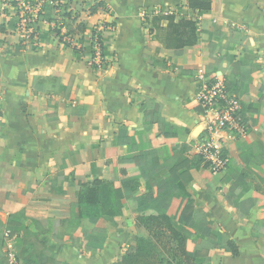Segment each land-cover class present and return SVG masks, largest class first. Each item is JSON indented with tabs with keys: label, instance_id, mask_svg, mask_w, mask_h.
<instances>
[{
	"label": "crops",
	"instance_id": "obj_1",
	"mask_svg": "<svg viewBox=\"0 0 264 264\" xmlns=\"http://www.w3.org/2000/svg\"><path fill=\"white\" fill-rule=\"evenodd\" d=\"M88 1L77 20L85 32L73 35L84 50L79 53L61 44L46 21L37 40L19 41L14 12L3 14L0 0V221L6 225L11 214L25 211L32 231L37 232L34 222L46 231L40 239L60 264H117L136 246L137 215L123 203L113 225L99 206L73 210L83 190L88 203L101 201L84 186L99 180L120 188L119 160L140 151L156 148L167 163L176 148L187 145L188 156H198L205 134L196 99L198 76L245 81L244 92L236 94L244 108L255 111L247 114L248 134H215L229 167L218 175L192 170L194 184L187 191L191 212L208 214L213 228L237 247L236 256L214 253V264H264V233L253 234L264 221V0H209L207 11L192 9L189 0ZM97 3L103 7L91 15ZM45 13L50 15L51 8ZM169 16L196 23L195 47L167 46ZM106 23L111 24L103 41L108 62L94 68L92 31ZM54 76L59 78L56 90ZM171 130L175 142L165 137ZM124 136L129 143H123ZM243 185L241 200L253 205L247 215L226 200ZM146 192L143 184L140 194ZM80 217L81 227L67 233L64 223ZM92 217H98L96 225L89 222ZM94 228L107 230L102 250L87 248L83 232ZM195 240L201 243L204 237ZM16 243L8 241L11 255Z\"/></svg>",
	"mask_w": 264,
	"mask_h": 264
},
{
	"label": "trees",
	"instance_id": "obj_2",
	"mask_svg": "<svg viewBox=\"0 0 264 264\" xmlns=\"http://www.w3.org/2000/svg\"><path fill=\"white\" fill-rule=\"evenodd\" d=\"M72 2L73 0H68L61 6V16L64 21L67 20L64 24L70 35L85 32V27L77 24L80 11L70 9L69 3ZM79 2L84 3L86 0H77L78 9L85 5ZM189 5L192 9L199 11H207L211 7L209 0H189ZM100 7H103V3L92 6L89 9L90 14L94 15ZM52 14V8L50 15L41 14L39 23L43 21L51 23ZM166 19L169 21L171 30L167 46L183 50L185 47H195L198 44L197 25L194 21L175 22V17L172 16ZM110 25L106 23L103 26L106 30ZM37 29H40L38 24ZM105 30L100 33L99 40L101 41H104L102 38L104 39L107 35ZM3 31L4 29L0 27V32ZM55 31L51 30L53 33ZM92 32L95 36L96 30L93 29ZM66 46L79 53L84 52L82 48ZM106 51L104 48L103 56H106ZM91 53L90 51L89 55ZM52 80V89L56 90L59 78L54 76ZM225 84L226 88L237 98H239L238 91L244 92L246 86L245 81L237 83L225 81ZM248 112L254 113L255 111L242 106L241 116L246 123ZM121 134H126V130H123ZM163 136L164 134L157 139L161 140ZM124 137L125 141L119 140V143H129L127 136ZM165 137L170 139L173 137L174 142L177 141V136L175 137L172 130L165 134ZM189 151L190 147L187 145L176 148L175 157L167 163L161 162L156 148L140 151L131 158L119 160V172L122 176L120 188L99 180L94 181L90 186H84L85 190H95L101 201L88 203L87 192L83 190L79 203L72 206L73 210L83 204L99 206L101 215L113 225H115L114 218L121 215L123 203H126L129 209L137 215L136 246L130 247L127 254L117 264H198L199 260L203 261L202 264H214V253L228 251L235 256L238 254L237 247L230 237L213 228L208 214L202 210L191 212L193 199L187 191V188L194 184L191 171L199 169L210 171V163L206 162L201 155L190 158ZM131 171H136L137 174L130 175ZM163 172L166 175L159 176ZM210 173L213 174L211 171ZM143 184H146L147 192L140 194ZM245 190L246 187L243 185L226 196L227 202L234 206L241 215H247L253 207L241 200ZM257 199L255 203L260 205V200ZM27 222L25 211L11 214L6 225L0 221V264H60L57 255L52 253L40 239V233H46L43 227L38 222H34L33 226L37 230L34 232ZM89 222L96 225L98 217H92ZM66 225L67 233L74 232L81 227L82 218H72L64 223L65 227ZM83 233L89 250L104 248L108 237L107 230L94 228L89 231L85 229ZM261 233H264V221L255 227L253 234L258 237ZM197 236L204 237V240L198 243L195 240ZM13 238L17 240V243L15 252L11 255V252L7 250V245L8 241Z\"/></svg>",
	"mask_w": 264,
	"mask_h": 264
},
{
	"label": "built area",
	"instance_id": "obj_3",
	"mask_svg": "<svg viewBox=\"0 0 264 264\" xmlns=\"http://www.w3.org/2000/svg\"><path fill=\"white\" fill-rule=\"evenodd\" d=\"M88 0H86L87 2ZM2 13L14 12L16 21L15 32L20 35L22 42L35 41L39 38V17L45 14L47 8H52L53 21L49 23L53 35L61 44L79 47L73 39V34H68L66 21L62 18L61 6L63 0H1ZM71 10L75 9V2L69 3ZM77 7V6H76ZM45 22V21H44ZM68 24V23H67ZM95 36L91 35L90 65L94 68H104L108 62V53L103 56L104 42L99 40L100 33L105 27L98 26ZM59 32V33H58ZM102 40H104L102 38ZM196 99L203 109L205 120V134L196 147V152L210 163V171L218 175L229 167V156L215 145V134L218 132H229L238 137H245L249 130V123L241 116L242 104L227 88L225 81L221 78H208L204 75L198 76ZM8 235V234H7Z\"/></svg>",
	"mask_w": 264,
	"mask_h": 264
},
{
	"label": "rangeland",
	"instance_id": "obj_4",
	"mask_svg": "<svg viewBox=\"0 0 264 264\" xmlns=\"http://www.w3.org/2000/svg\"><path fill=\"white\" fill-rule=\"evenodd\" d=\"M74 2H75V4H76L77 1L74 0ZM79 3H80V4H85L84 6H87V7H89V5H90V2H89V1L84 2V3H83V2H79ZM84 6H83V7H84ZM80 9H81V7H80L79 9L77 8L78 11H79ZM14 20H16V19L14 18ZM15 22H16V21H15ZM15 34L17 35L16 32H15ZM18 36H19V41H22L21 38H20V35H18ZM18 36H17V37H18ZM54 37H55V36H54ZM28 42H29V41H28Z\"/></svg>",
	"mask_w": 264,
	"mask_h": 264
}]
</instances>
